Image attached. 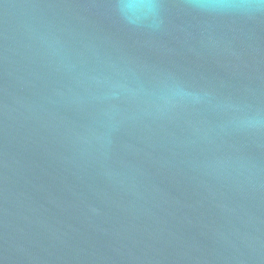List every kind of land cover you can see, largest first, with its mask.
<instances>
[{
  "label": "water",
  "instance_id": "1",
  "mask_svg": "<svg viewBox=\"0 0 264 264\" xmlns=\"http://www.w3.org/2000/svg\"><path fill=\"white\" fill-rule=\"evenodd\" d=\"M0 264H264L260 0H0Z\"/></svg>",
  "mask_w": 264,
  "mask_h": 264
},
{
  "label": "clouds",
  "instance_id": "2",
  "mask_svg": "<svg viewBox=\"0 0 264 264\" xmlns=\"http://www.w3.org/2000/svg\"><path fill=\"white\" fill-rule=\"evenodd\" d=\"M260 4L264 5V0H260ZM237 7L241 8V9H248L251 7V5L248 3H242L240 5H237Z\"/></svg>",
  "mask_w": 264,
  "mask_h": 264
}]
</instances>
